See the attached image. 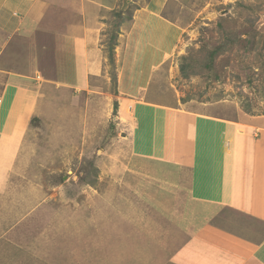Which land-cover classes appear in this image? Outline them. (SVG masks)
Segmentation results:
<instances>
[{
	"label": "crops",
	"instance_id": "0c3cea01",
	"mask_svg": "<svg viewBox=\"0 0 264 264\" xmlns=\"http://www.w3.org/2000/svg\"><path fill=\"white\" fill-rule=\"evenodd\" d=\"M120 1L0 0V209L6 217L26 214L9 227L21 240L68 226L58 217L51 222L40 203L45 170L37 163L53 149L32 118H43L52 141L62 134L66 118L43 111L41 103L63 102L65 92L92 89L101 79L107 59L102 40ZM165 2L137 9L114 49L120 57L115 100L118 109L121 103L141 113V125L131 132L148 134L147 158L139 164L146 168L121 174L111 201L113 184L97 189L81 180L78 194L91 190L87 210L96 212V221L117 211L123 239L132 247L150 242L144 259L153 264H264V114H179L149 99L147 88L182 35L161 13ZM83 211L80 206L74 220L80 212L89 220ZM34 212L44 226L27 222ZM48 246H40L42 257L51 255ZM72 261L67 264H78Z\"/></svg>",
	"mask_w": 264,
	"mask_h": 264
},
{
	"label": "rangeland",
	"instance_id": "374dc122",
	"mask_svg": "<svg viewBox=\"0 0 264 264\" xmlns=\"http://www.w3.org/2000/svg\"><path fill=\"white\" fill-rule=\"evenodd\" d=\"M148 2L151 0L118 2L102 40L107 57L105 72L99 81L92 80L96 82L92 89L67 91L63 94L64 101H58L67 114L57 140H51L43 118H32L33 125L40 128L38 132L53 149L48 160L41 156L37 163V168L45 170V177L39 181L45 189L40 203L45 205L51 222L55 223L58 217L68 226L54 225L48 232L43 229L32 239L21 240L9 227L26 214L6 217L0 209V264H67L75 258L78 264H153V260L144 259L150 242L132 247L130 239H123L116 228L120 219L117 211L107 217L98 215L96 221V217L92 218L96 212L87 210L88 200L93 202L91 190L78 194L84 184L81 180L94 182L97 189L113 184L110 200L119 194L116 185H120L121 174H136L139 168H146L139 164L147 158L143 145L146 141L147 146L150 144L148 134L131 132L135 124L141 125V113H131V107L125 104L121 107V103L119 109H114L118 94L115 80L120 66L119 50L114 49L119 34L125 32L121 29L126 30L134 12ZM161 13L179 24L182 35L176 37L175 50L147 88L152 102L177 108L179 114L198 111L230 118L238 113L264 114V0H166ZM163 32V28L158 31L160 39L164 38ZM213 52L216 54L211 60ZM49 102L41 103L43 111H51L50 107L56 105ZM93 176L101 178L98 181ZM132 193L130 187L129 195ZM115 203L117 207L121 205ZM80 206L89 220L82 219V212L74 220ZM27 216V222L46 224L38 213ZM43 244H50L47 247L51 249L50 256H41Z\"/></svg>",
	"mask_w": 264,
	"mask_h": 264
},
{
	"label": "bare ground",
	"instance_id": "6f19581e",
	"mask_svg": "<svg viewBox=\"0 0 264 264\" xmlns=\"http://www.w3.org/2000/svg\"><path fill=\"white\" fill-rule=\"evenodd\" d=\"M158 93H159V92H158ZM95 103H96V102H95ZM102 103H103V102H102ZM194 103H196V102H194ZM107 104H108V103H107ZM107 104H106V105H107ZM106 105H105V106H106ZM103 106H104V105H103ZM56 107H57L58 109H57ZM96 107H97V106H96ZM99 107H100V106H98V108H99ZM107 107H108V105H107ZM107 107H106V108H107ZM106 108H105V109H106ZM62 109H63V108H60L59 104H56L55 106L50 107V110H51L53 113H55V114H57V115H59V116H63V117L66 118V115H65V114H63V115L61 114V113H63V112H66L64 109H63V110H62ZM111 109H112V108H111ZM101 111H102V110H101ZM223 111H224V110H223ZM94 112H95V111H94ZM106 112H107V111H106ZM214 112H215V111H214ZM85 113H86V112H85ZM226 113H227V112H226ZM84 115H85V114H84ZM91 116L93 117V115H91ZM100 116H101V115H100ZM96 118H97V117H96ZM101 118H102V117H101ZM57 119H58V117H55V119H54V120H51V121H56ZM103 119H104V118H103ZM90 120H91V119H90ZM99 121H100V120H99ZM99 121H98V122H99ZM92 122H93V121H92ZM99 123H100V122H99ZM91 124H92V123H91ZM100 124H101V123H100ZM93 125H94V124H93ZM93 127H94V126H93ZM91 131H92V130H91ZM26 226H27V225H26ZM26 226H25V227H26ZM25 227H24V228H25ZM27 227H28V226H27ZM30 227H31V226H30ZM30 227H29V228H30ZM30 229H31V228H30ZM26 231H27V230H26ZM26 231H25V232H26ZM29 231H33V230H29ZM27 232H28V231H27Z\"/></svg>",
	"mask_w": 264,
	"mask_h": 264
},
{
	"label": "trees",
	"instance_id": "16d2710c",
	"mask_svg": "<svg viewBox=\"0 0 264 264\" xmlns=\"http://www.w3.org/2000/svg\"><path fill=\"white\" fill-rule=\"evenodd\" d=\"M215 52H213L212 54H211V60L214 58V56H215ZM184 68H186L185 67V65L184 66H182V72H185V69ZM115 82H116V80H115ZM114 109L115 110H117L118 109V101L117 100H115V103H114ZM96 169H97V167H95Z\"/></svg>",
	"mask_w": 264,
	"mask_h": 264
}]
</instances>
